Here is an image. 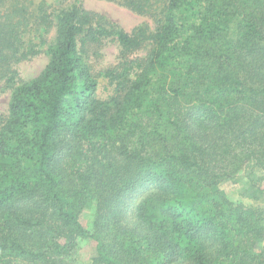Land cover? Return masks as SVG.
<instances>
[{
	"label": "trees",
	"instance_id": "trees-1",
	"mask_svg": "<svg viewBox=\"0 0 264 264\" xmlns=\"http://www.w3.org/2000/svg\"><path fill=\"white\" fill-rule=\"evenodd\" d=\"M109 1L152 21L0 0V264H78L84 238L93 264H264V210L220 186L248 159L264 193V0Z\"/></svg>",
	"mask_w": 264,
	"mask_h": 264
},
{
	"label": "rangeland",
	"instance_id": "rangeland-1",
	"mask_svg": "<svg viewBox=\"0 0 264 264\" xmlns=\"http://www.w3.org/2000/svg\"><path fill=\"white\" fill-rule=\"evenodd\" d=\"M86 7L104 13L110 20L120 24L122 27L132 29L136 24L145 22L146 20L152 21L150 17L142 16L130 9L119 5L116 2L109 0H82ZM104 59L98 61L102 64L114 63L117 60L118 49L114 44L112 46L105 45ZM103 57V56H102ZM45 55H39L33 59L20 63L17 68L19 69L21 78L30 79L37 75L45 66ZM102 60V61H101ZM105 95L108 94L106 91ZM9 93L0 88V113L6 112V105L8 102ZM240 158H242L240 156ZM239 163V162H238ZM242 164L238 171L231 174L220 183L221 188L226 192L227 197L235 202H242L246 205L256 206L264 210V193L255 191L252 188V182L247 178L246 164ZM258 174L264 175V172L258 170ZM261 189H264V180L259 184ZM258 196V197H257ZM139 201V198L136 200ZM136 202V203H137ZM95 207H86L80 214V220L88 230L94 229L95 220ZM259 246L264 245L263 239H259ZM79 251L77 254L78 264H93V257L97 254L96 241L90 238L80 239Z\"/></svg>",
	"mask_w": 264,
	"mask_h": 264
}]
</instances>
